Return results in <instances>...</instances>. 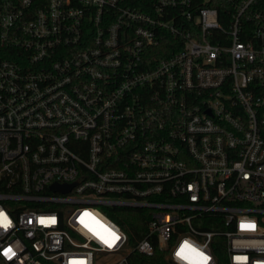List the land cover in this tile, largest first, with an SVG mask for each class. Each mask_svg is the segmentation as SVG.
<instances>
[{"label": "built area", "instance_id": "built-area-1", "mask_svg": "<svg viewBox=\"0 0 264 264\" xmlns=\"http://www.w3.org/2000/svg\"><path fill=\"white\" fill-rule=\"evenodd\" d=\"M263 130L264 0H0V264H264Z\"/></svg>", "mask_w": 264, "mask_h": 264}, {"label": "trees", "instance_id": "trees-1", "mask_svg": "<svg viewBox=\"0 0 264 264\" xmlns=\"http://www.w3.org/2000/svg\"><path fill=\"white\" fill-rule=\"evenodd\" d=\"M106 212L128 233L131 244L136 245L146 235V222L150 214L147 209L118 207L114 210H106ZM128 262L129 264H174L159 249H156L152 255H145L135 250L129 256Z\"/></svg>", "mask_w": 264, "mask_h": 264}, {"label": "snow or ice", "instance_id": "snow-or-ice-1", "mask_svg": "<svg viewBox=\"0 0 264 264\" xmlns=\"http://www.w3.org/2000/svg\"><path fill=\"white\" fill-rule=\"evenodd\" d=\"M0 216H3V213H0ZM251 227V226H250ZM116 239H118V237H115Z\"/></svg>", "mask_w": 264, "mask_h": 264}]
</instances>
